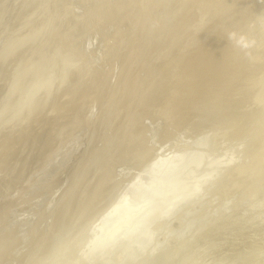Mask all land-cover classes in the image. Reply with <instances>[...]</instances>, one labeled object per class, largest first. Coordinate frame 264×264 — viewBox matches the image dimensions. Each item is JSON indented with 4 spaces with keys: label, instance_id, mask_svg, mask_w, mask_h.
<instances>
[{
    "label": "rangeland",
    "instance_id": "1",
    "mask_svg": "<svg viewBox=\"0 0 264 264\" xmlns=\"http://www.w3.org/2000/svg\"><path fill=\"white\" fill-rule=\"evenodd\" d=\"M58 1L59 0H0V85L6 79V77L9 74L15 73L16 70H19V72H21V70H25V68H30V66L32 64L39 63L38 59L41 58V56H42V54H40V52H42L45 49V47H46L45 43L50 38L49 37L50 34H53V31H50V26L53 30L54 24H58V25H56V27L58 26V28L54 33L57 35H63V33L66 30L70 29L69 27H71V25H72V27L73 26L75 27L74 30L78 31L76 29V26L78 25V23L81 20H83V22H85V20H86V23H83L81 21L84 25L81 22L79 23L80 25L82 24L84 26V27L82 26V30L86 27L85 28L86 30L84 31L85 33H83V31H82L83 37L81 39V48L83 49L84 47H86L85 50H90L89 47H94L95 49H97L96 52H99V53L101 51V47L99 45V42L101 40V36H103L102 34L105 35V33H106L107 34L106 36H108L109 39L112 41V39L115 37L116 34L123 36L131 30L130 34H132L133 37L135 38L136 19L134 17H132L127 23H125L123 25L121 24L122 26L120 27V29H117V30L115 28V24H114L115 19L114 18L112 19V21L109 20L108 23H105L106 28L104 27L103 30H102V28L101 29H99V28L105 24H103V25L90 24V27H91V25H93V27H91L92 29L89 26H88L89 28L86 26L87 20L90 21L89 18L92 15V11H93V14L95 11V10H93L94 8L92 6H95L94 5L95 3H96V5L97 4L103 5V3L99 4V3H101V1L99 2V0H97V1L96 0H62V2H58ZM110 2H111L110 4H112L111 5L112 7L114 6L115 8H117L118 6L126 7L131 2V0H110ZM59 3H62V8L60 9L59 15H57L56 14V13H58L57 10H59V7L57 6V4H59ZM102 7L100 8V6H99V7H97V9L101 10V9H103ZM97 9H96V11H98ZM96 11H95V13H96ZM262 15H263V18L261 17ZM248 16H250V17H247V16L246 17L251 18V20H248L246 17L244 19L243 18L240 19L242 21H244V20H247V22L250 21V23L247 24V27H246V24H244L246 21H244V23L242 22V26L245 25V27H244L245 29L241 25H239L241 21L238 22L239 24L237 23L239 25V26L237 25L239 28L237 26H235V28H238V29H240V26H241L243 31L241 29L240 30L233 29L235 33L240 31L236 34L241 33V35H242L241 38H240V36L233 34L231 31V33H232L231 35H234L237 38H236V41H235V38L231 39L232 37L229 38V39H231V41L228 40L229 44L227 45V47L232 46L231 49L229 47L230 51L227 49L229 51L228 53L231 54L232 52L233 53L235 52L234 54H231V56L229 55L230 60L232 58H235L234 56H235V54H237L239 56V58L241 56L242 57L247 56V58H243V60L248 59L247 60L248 62L253 61V60H250V57H248V56L251 55L253 58V55H255L257 52H261L262 51L261 49L264 48V47H261L264 45L260 46V44L258 43L259 37L260 38H262V36L264 37V14L263 13L260 14L258 16V18L260 17L259 19L256 18L257 16L256 17H254L252 15H248ZM254 18L256 20H254ZM261 18H262V21H261ZM261 23H262L263 28L260 27ZM233 24H234V22L231 23V25H233ZM87 25H89V24H87ZM228 26H230V25H228ZM248 26H249V28H248ZM259 27H260V29H259ZM246 28H248L249 30ZM114 29L116 30L115 32H113ZM256 29H258L260 33ZM70 30H71V32H73V28ZM76 31H74L73 33H75ZM112 32L114 33L113 36H111ZM70 35L72 36V33ZM143 36L144 35H142V37H141L142 39L141 38L138 39V41L141 43L143 40ZM255 36H257V37H255ZM249 37H251L250 40H249ZM134 38H133V40L130 38L129 42L127 43V44H129V46L126 45L124 47V49L121 51V53L117 57H115L116 60H115V58H114V60H111V63L109 65H111V64L113 65L114 69L116 70V73H115V76H114L113 81L111 83L110 89H108L106 96L103 97L100 101L92 99L88 104H86V106L84 107V109L87 107L85 109V113H84V116H85L84 118L86 119V121L82 124V126H80L81 130L79 129L80 131L77 134H75L72 138L69 139V141L62 147V150L60 151L62 153H60V154L58 153V155H56V158H54V160L51 161V163L54 162V166L56 164L57 167L55 166L56 167L55 168L50 163L51 165H48L49 168L51 167L50 169L45 168L42 170L41 173L38 172L31 179V181L29 183H28L29 180H27L26 177L21 176V179L17 183L16 188L12 192H10L9 194H7L6 196H4L3 198L0 199V264H42V263L43 264H52V263L53 264H59V263L60 264L61 263L62 264L63 263L69 264L70 263L71 264L72 262H73V264H78V263H80V264H89V263L90 264H94V263L100 264L103 262L104 263L108 262V260H109L108 258L110 256H113V255L117 256V254L120 255L122 253L121 252L122 248H123L122 249L123 253H125V255L121 254V256H118L117 258H114V256H113V260L119 259V261L117 260V262L118 263L120 262L121 264L122 263H125V264H135V263L136 264H150L148 262H152L151 264H154L156 262H157L156 264H162V262L160 263V261H158L159 259L161 261H163V264H165L166 261L171 262V263L167 262L168 264H172V263L173 264H229L228 263L229 262V258H228L229 255L228 254L232 253L233 251L229 252L228 249H226V250H224V249L226 248L225 246L227 245L228 241L231 240L230 237L232 235H234L233 233H232V235H229V234L231 232L239 234V232L237 230H235L236 227H237V229L239 228V230H240V228L241 229L243 228L245 230V232L251 231V232H247L250 234H246L248 236H244V237L246 238L247 242L250 240H252L254 242V244H253V242L252 243L250 242V244H252V246L246 245V249L245 250L243 249L245 254L249 255V258L246 256L245 257L241 256L242 257L241 259H243V260H241L240 257L237 260V257H238L237 256L236 257L237 264H257L259 261H261L260 259L264 258V256H263L264 250H262L264 248V246L262 247V244L264 243L263 242V240H264V227H263V230L260 229V232H259V228L257 230L256 228L251 227V228H253V230L255 229L254 232H252V230L251 229L249 230V228H248V227H250L249 221L251 219L252 220H253V218H256L257 220L259 219L258 220L259 222H262V220H264V208L262 205V204H264V199H263L264 196L262 198V195H261V194L264 195V192L261 190L264 187V186H262V184H264V181H263L264 178L261 179L262 176H264L263 175L264 174V167L260 168V170L263 172V174H262L261 171H259V169H258V166H259V164L257 165L258 162L257 163L255 162L256 158L257 159L260 158L259 156H261L260 159L264 160L262 157V156H264L263 149L261 150V151H263V153L258 152V151H256V153H254V151H253L254 154H250L244 150L245 149V142L244 141H243L244 142V144H243V142H241V140L240 141L239 140H226V135H224L223 137L221 136V138H220L221 140L219 141L217 148H215L216 152L214 151V148L211 151L212 146L209 143L211 138L206 136L209 134V132H208V134H205V132H204V134H202V135H197L200 137L194 136V137L190 138L189 135L193 134L192 131L194 129L189 128L190 127L189 122H187L188 123V125H187L184 123L185 121H183L184 119H187V118L189 120L191 119V117H189L188 114L187 115L184 114L185 117L188 116L186 118L182 115L183 120L182 119L180 120V121H182L180 123L184 124V125L180 124V126H183L182 129H180L179 125L178 126L175 125L180 130L177 129L174 131H179V134H178V132H175L176 134L173 132V135H170L171 132L173 131V129H176V128H174L173 125H174L175 119L178 117L177 113L179 114V112H178L177 108L175 109V107L177 105H176L174 98H173V100H171L172 102L170 101V103H169L171 105V107L169 106V104H165L162 106L161 105L162 101L160 102V100H162V99H160L162 96L158 98V95H156V92H158L157 87H159V85L162 82H170L172 80L174 81V79H173L174 77L173 78H171V77L164 78V80L161 81L163 79L164 73H163V70L160 69V64L158 63L159 60H157L158 61L157 62L156 57H155L156 54L159 57V51L157 50V49H159L158 48L159 42L157 43V41H159V39H158L159 35L157 37L158 40H154V41L150 40L148 37H144L145 42L147 41L146 44L148 43V41H150L151 45L150 44L146 45L145 42L143 41L144 42L143 45H140V46H139V42H137L138 47H137V44L134 45ZM256 38H257V40H256ZM71 39L72 38H70V41H71ZM237 39H238V41H241V42H238V44H240L241 47L238 44H235V43H237ZM68 41H69V39H68ZM151 41L153 42V44ZM252 43H253V45H252ZM242 44H244V46ZM250 44H251L252 48L250 47ZM145 45H146L147 49L146 50L144 49L145 50L144 51L143 47L145 48ZM245 45H246V47H245ZM140 47H141V49H140ZM148 47H150V48H148ZM253 47H254V50H253ZM152 48H155V50ZM234 48H236V49H234ZM130 49H134L137 51L140 50L139 53H142L141 50H143L144 51L142 53L143 56H148V57L145 58L141 54H139L137 51L136 52L133 51L134 52L133 54H135V55L137 54L136 55L137 57L135 55H133L136 57V59H135V57H133L134 60L132 59L133 62L131 61V63H134V64L137 63V64L133 65V67L130 66L129 68H131V69H129V70H130V72L132 70V72L131 73L127 72V73L130 74V75L128 74V76H132L133 78L135 77V79L133 80V78L131 79V77L128 78V76H125L127 79V82H126L124 75L122 74L123 75L122 76L121 74H118V72H119L118 70L121 68L120 65L124 59V56L127 55L125 53H127ZM150 49H152L151 52H149ZM246 49H249V50H246ZM156 50L158 51L157 53H156ZM44 52H45V50H44ZM238 52L242 53V54L239 55ZM245 52L247 53L246 55L244 54ZM148 53L149 54L151 53L150 54L151 55L150 60L154 59V61L150 62ZM152 53L153 54L155 53V55L152 56ZM86 54H87L88 58L94 62V64L98 67V69L102 70L101 68H103L105 66V64L101 65V61H104L103 60L104 55H105L104 49L102 52V56L99 54L100 59H98V60L94 59L91 54H89V53H86ZM237 55H236V58H237ZM96 56H98V54H96ZM229 56L227 55L226 57H229ZM236 58H235V60L241 59V58L240 59H238V58L236 59ZM144 59H146L148 63L145 62L146 60H144ZM157 59H159V58H157ZM230 60H228L229 62L227 61L226 63H229V69L230 68L233 69V67H230V64H231V66L236 67V69H233L234 72H235V70H237L238 65H241V64L244 65L242 59L240 61H236V63L238 62V65H232V64H235L233 62L235 60H231V61ZM140 61L143 62V64H141ZM225 61L222 62V65H223V63H225ZM144 62H145V64H144ZM239 62H241V64H239ZM131 63H129V65H131ZM139 63H140V66H139ZM153 63L156 65L155 68H159L162 75H163L162 76V75H160L161 74L160 72H157L159 69H156V72L154 71L158 77L156 84H154L155 83L154 80L156 79V75H154V72L153 73L150 72V71H152L151 70L152 68L150 69V65H154ZM226 63H225V65H226ZM157 64H159V65H157ZM107 66H108V64H107ZM107 66H105V67H107ZM136 66H137V68H136ZM151 67H153V66H151ZM224 67H226V66H224ZM133 68H134V71H133ZM218 69H222V68L219 67ZM225 69L227 70V67ZM153 70H155V69H153ZM149 73H151V74H149ZM157 73L160 76H158ZM132 74H134L135 76ZM233 74H236V73H233ZM117 75H120V78ZM152 75L155 76V79L152 78L153 81L149 80V77L150 78L153 77ZM236 75H234V76L236 77ZM121 76L123 77L122 80L124 79L123 81L128 83V85L123 83L126 85V87L122 90H121V88H123L125 85H123L122 87L120 85L121 88L120 89L118 88V91L116 93L118 96L115 94V96H113V98L110 99L111 95H113V90H114L113 85L116 81H119L121 79ZM136 76L139 79L137 78V80H136ZM116 77H118L119 79ZM140 79H141V81L144 80L143 81L144 83L140 82ZM146 79L148 80V82L151 81L155 87H153L152 83H150V82L148 83L147 81H145ZM128 80H129V82H128ZM179 80H180V82H178V79L175 82L178 87L176 86V84H175V86H174V84L170 86V89L173 87L172 88L173 90L171 89L173 94L177 93V92H175V90L180 91V86H182V84L184 83L183 80H182V82H181V79H179ZM138 81L140 82L139 83L140 86L137 85ZM160 81H161V83H160ZM119 82H116L115 84L118 83V85H119ZM132 83H134L135 85ZM142 83H143V85L145 84L144 86H146V87H148L146 84H149L150 87H148V88H150V90L147 89L146 87H144L142 85ZM157 83L159 85H157ZM4 85H5V83H2V86H4ZM129 85H134V87L135 88L137 87L139 90L137 88L135 89L133 86L132 87L130 86V87L134 88V89H130ZM162 85L163 84H161L160 86H162ZM142 86H143V88H142ZM127 87H129V89H130L129 92L128 91L123 92V91H125V89ZM139 87H141V88H139ZM176 87L178 90L176 89ZM183 87H184V84L181 87V89ZM153 88H154V91H151ZM144 89L147 91L149 90L148 95H150V96L152 95V98L155 97V99H152V98L150 99L148 97L147 98L148 100H147L146 97H143L142 101H141L140 97L143 96L142 93L143 92L146 93ZM133 90L135 92H133ZM140 90H141L140 93L142 95L139 93ZM171 90H170V92H171ZM119 91H120V95L122 94L121 92H123V94H122L123 97L124 96L128 97L129 96L128 93H130L131 94L130 96L132 98L135 95H138V93H139L140 95L135 96V98L137 99V97H138V99H140V100L137 101L138 99L137 100L133 99L134 100V102H133V100L129 99L130 102H126L128 100H125V99H128L130 97H128V98L124 97L125 99H123V101H122V95L121 96L119 95ZM151 92H153V94H151ZM125 93L127 95H125ZM132 94H135V95L132 96ZM173 94H172V96H173ZM153 95H154V97H153ZM168 95H171V94H168ZM144 96H146V95L144 94ZM156 97L158 99H156ZM163 97H165L164 94H163ZM115 99H116V102L114 103ZM143 99H146V100H143ZM150 100H153V101L151 102ZM155 100L159 101V102H156ZM109 101H111V102H109ZM145 101L151 102V103H149L150 106H152L151 104L154 101H155V103H157V105L156 104L154 105V103H153V106H156V107L152 106L150 108L149 107H147V108L152 109V110H150L152 113L153 112H159V113L161 112L160 116L162 118H160V116H159L160 119H158V120H160V122H161V120L164 121L166 118L167 119L164 122L162 121L161 123H163V124L160 126H158L159 124H161L160 122H157L158 124L156 123L157 126L155 124H154V126L152 125L153 126V129H152L153 132L150 131L149 127H147L145 129V132L143 135H145V136L147 135L146 136L147 139L145 136H143V137H145V139L142 137V140H141L142 142L141 141L140 142L144 143V144L140 143V145L143 147L140 146V149H138L139 146L137 148L135 146V148H134L133 142L135 140L134 136H136L135 132L137 130V127H140L139 126L140 122H141L140 120H142L140 118L144 117V116L140 117V113H141V115H145V113H143V111L144 112L147 111V108L145 106L146 105L149 106V104H147L148 102H145ZM135 105H138L137 107L138 108L140 107V108L138 109ZM173 105H174V109L176 110V112L173 109ZM159 106L161 109L158 110L157 107H159ZM99 107H101V108H99ZM135 107L137 108V110ZM169 107L172 109H169ZM133 108H135V109H133ZM141 109H143V110H141ZM164 109H165V111H164ZM167 109H169L171 111L174 110V111L171 114V111H169V110L167 111ZM96 111H97V113H96ZM127 111H129L130 113L128 112L129 113L128 114ZM179 111H180V109H179ZM168 112L170 113L169 115H171L172 117L168 116ZM180 114H182V111H180ZM129 115H131V116H129ZM191 115L193 116L192 113H190V116ZM126 116H128V117H126ZM138 117H140V118H138ZM192 118L193 119L190 120L191 122H192V120L194 121L195 115ZM90 120H91V124L89 122ZM137 121H140V122H137ZM88 122H89V125H87ZM92 122L94 123V125H92L93 124ZM122 122H123V124H122ZM136 122L139 123V125ZM171 122H173V125ZM130 123L132 125H135V126L137 125V127L134 126L135 127L134 128L132 125H130ZM168 124H171L170 126H173V127L171 128L169 126L168 131H171V132L166 134L164 131V128ZM163 125H164V127H163ZM152 126H150V127L152 128ZM155 126H156V128H155ZM161 126H162V128H160ZM157 127L159 129L158 131H156ZM183 129H185L186 131L191 132V133H188ZM127 130H128V132H127ZM148 131L150 132V134ZM159 131H160V133H159L160 135L158 134V136H157V133ZM151 133L152 134L155 133L156 135L153 136ZM162 133H164V135ZM194 133H197V131ZM130 134H132L131 137H130ZM161 134H162V136H161ZM186 134H188V135H186ZM168 135L170 137H168ZM180 135H182V136H180ZM210 135H211V133L209 134V136ZM153 138L156 140L154 141ZM198 138H200L202 140H200ZM205 138L207 140H205ZM186 139H188V140H186ZM208 139H210V140H208ZM143 140H144V142H143ZM203 140H205V143L207 142V145L202 143ZM130 141L132 142L131 144H133V146L131 144H130L131 146L128 145L130 143ZM157 141H159V143ZM198 142H200V143H198ZM115 143H116L117 150L114 151ZM119 143L122 144V145L120 144L122 147H117V145ZM148 143H150V145ZM151 143H154V144L158 143V145L156 144L155 145L156 147H155L154 144H151ZM109 144H111V145H109ZM147 144H148V147H147ZM109 146H112V147L110 148ZM124 146H125V150L122 149ZM129 146L133 147V148H130ZM184 146H188V148L193 147V148H189L190 151H189L188 155H187L188 148L187 147L185 148ZM158 147H160V148H158ZM161 147H162V150H165V152H168V153L164 154V151L163 152L161 151ZM106 148H107V151L105 150V152H104V149H106ZM148 148H149V150L151 149L152 151L151 150L148 151ZM179 148H181L182 150L181 149L178 150ZM110 149H111V151L113 149V152H111ZM144 149H145V151H144ZM159 149H160V151H159ZM169 149H171L170 151L172 153H170ZM172 149L175 152H173ZM121 150H123V151H121ZM126 150L128 151V154H127ZM131 150L134 152L135 155L133 154V152ZM157 150L159 152H162L163 156L165 155L166 157H167L166 154H168V155H169V153L171 155L173 153L178 154V151H179L180 157L178 154V159H176V160H178V162L176 160H174L175 158H177L176 155H172V156L170 155L169 160L163 159V161L164 162L166 161L170 164V162L172 161V159H170V158L173 157V161H176L174 163L175 164L178 163L180 166L179 160H180V158H182L184 156V159L181 160V165H182V166H180L181 168H179V170H178V166L176 168L175 167L176 165L175 166L172 165V164H174L173 161L171 162L172 164H170V165L168 164V167H166L167 163L165 162V164H166L165 165L164 162L161 160L165 156L161 157V155L158 154L159 152ZM243 150H244V153H243ZM120 151L122 153H120ZM129 151L132 154L131 153L129 154ZM136 151H137V153H136ZM139 151H141V153ZM142 151L144 153L146 151L147 152L144 154ZM107 152H111L112 155H111V153H107ZM183 152H186V155H187L186 157H188L187 159H189V160H185L186 157H185V153H183ZM257 153H260V154H257ZM103 154H104V156H103ZM105 154H107V155H105ZM121 154L123 156H121ZM182 154H183V156L181 157ZM256 154H257V156H256ZM146 155H148V156H146ZM251 155L256 156V158L255 157L253 158ZM111 156L112 157L114 156L113 158H116V159L115 160L112 159ZM133 156H134V158H133ZM136 156H137V158H136ZM143 156H144V159L141 158ZM106 157H110V158L107 159ZM124 157H126V158L124 159ZM128 157H129L130 162L132 164L130 162H128L129 161V159H127ZM160 157H161V159H160ZM189 157H191V158H189ZM193 157L194 158L197 157L194 160L198 159V160L194 161V163L192 161H190ZM103 158H106V159H104L103 164H102ZM120 158L124 159V160L122 159L123 161H125L124 164H121ZM98 159L101 161L99 165H97L99 163ZM139 159L140 160L142 159V160L140 161ZM158 159H159V161H157ZM252 159H255V160H252ZM108 160H111V162H113V164L111 162H109ZM136 160H137V163H136ZM105 161L109 162L110 166H108V163H106ZM114 161L117 162L118 165H116L114 163ZM183 161H185V162H183ZM158 162H160L161 166L160 167L158 166L157 168H155L154 166H157ZM162 162H163V165H165L164 167L168 168L166 172L170 171V169H171V172L164 173V172L160 171V169L161 170L166 169L162 166ZM227 162H229V165L231 162L232 165L242 164L245 166H249V169L247 167L248 171L246 172V173L249 172L248 174H246V175H248V177L250 176L249 174L254 176L255 174L251 171L255 172V170L257 169L256 172L261 173V175L259 174L260 175L259 177H261L260 180H261V182L263 181V183H261L260 180H258V181H259V183H261V185L256 182L255 178L258 177V174H257V176L255 175L254 177H251V176L250 177L253 178L251 180L255 179V183L257 185L258 184L260 185L259 188L258 187L255 188L256 184L251 182V180L249 178L248 179L250 180V183H249V181L242 183L243 179L239 178L241 181L240 182L241 185L237 186L239 184V182H238L239 179L236 178L234 180L238 179L236 181L238 184H236V186L235 185L234 186H235V188L240 187L239 189L235 190L233 188L234 191H232L231 188L234 186H232L233 181H232V183L230 181L229 184L232 187L231 188H230V186H227V187L230 188L231 191L230 190H229V192L225 191L226 194H224L225 193L224 192V193L219 195L216 191H213V190L211 191V188L214 185L212 182L214 180L213 178L215 177L217 179L221 175L220 172L223 173V171H225L227 169L226 168V166H228V165H226ZM234 162H235V164H234ZM253 162L256 164H254ZM261 162H263V161H261ZM261 162H260V164H261ZM156 163H157V165H156ZM106 164H107V166H106ZM252 164H254L255 167ZM112 165H113V167H112ZM126 165L130 168L129 169L126 168L125 167ZM131 165H133V166H131ZM134 165H136L137 168H135L136 166H134ZM263 165H264V163H263ZM139 166H141L140 169H138ZM109 167L111 168V170H113V168L115 170H118V171H116V173L118 172L117 173L118 175L120 174L121 170L122 169L123 170H122L121 174L116 178L117 182H118V183L116 182L117 185L114 182V187L112 185L113 188L111 186H109L108 188H106L102 192L99 189H100V187L103 186V184L106 183L104 174H106V170H107V172L110 170V169H106ZM119 167H121V169ZM223 167H224V169H223ZM250 167L253 168V170ZM150 168H153V170ZM172 168H176L177 169L176 171H178V173H175L176 171L173 172ZM131 169L135 172L134 173L132 171L134 173V174L132 173L133 175L130 172ZM136 169H137V171H135ZM157 169H159L158 172L160 171L161 174L163 173L165 175H163V174L160 175V173L157 172ZM115 170H113L112 172H115ZM124 171H128L129 174H128V172H124ZM154 171H156L157 173H155ZM153 172L155 175L153 174ZM122 173H125V175ZM130 175H131V177L129 178ZM217 175H218V177H217ZM119 177L121 179H119ZM259 177H258V179H259ZM102 178H104V179H102ZM208 178L211 180V182L209 181ZM246 179H247V177H246ZM101 180H102V182H101ZM122 180H123V182H122ZM125 180H127V181L125 184H123L125 182ZM98 181H99V183H98ZM172 181H175V182L172 183ZM208 181H209V184L207 183ZM141 183L145 186H143ZM118 184H120V185H118ZM242 184H243V186H242ZM245 187H246V189H245ZM138 188H140L139 191L137 190ZM208 189H209V191H208ZM95 190H96V192L94 193ZM226 190H228V189H226ZM238 190H240V192H238ZM259 191H261V192H259ZM97 192H99V193H97ZM113 192H115V193H113ZM255 192L261 193V194H259L261 197L257 193H256L257 194V196H256ZM92 193H93V196H92ZM227 193H228V196H227ZM210 194H212V196ZM223 194H224V197L221 198V201H220V197H222ZM192 196H193V198H192ZM255 196L257 198H259V197L261 198V199L259 198L260 201H257V198H256L257 202L254 203V204H256V207L253 204V202H255V200H254ZM209 197H210V201L212 200L211 203L208 199ZM252 198H253V200H252ZM187 199H190L191 201L190 200L187 201ZM89 200H90V202H89ZM184 201L188 202L189 204H187L185 206L186 203ZM94 202L98 205H96V204H95L96 206L93 205ZM182 202H183V204H182ZM215 202L217 204H215ZM218 202H220V203H218ZM259 202L262 204H260ZM89 203H90V205H89ZM112 203H114V204H112ZM212 203H214V204H212ZM181 204H182V206H185L186 208L185 207L182 208ZM208 204H211V205H208ZM225 204L227 205L228 208H224L226 206ZM258 204L261 205L262 207L257 206ZM155 205H158V206H155ZM215 205H217V206H215ZM242 205H244V206H242ZM90 206L91 207L95 206V207H94V209H93V207L91 209ZM110 206L112 208H110ZM154 206L156 208L159 207L158 213H160V214L155 212V215L158 214L156 218L153 217V215L151 217H149L148 214H145L149 218L144 217L145 219L144 218L141 219V217L145 216V215H143L145 212H149V209L150 210H152L153 208L155 209ZM210 206H211V208H210ZM218 206H220V207L218 208ZM97 207H98V209H95ZM151 207H152V209H151ZM103 208L105 210H103ZM160 208H161L162 212H160L161 211ZM206 208H207V210H206ZM221 208H223V209H221ZM232 208H234L233 211H232ZM209 209H210V211H209ZM216 209H218V211ZM219 209H220V211H219ZM224 209H226V210H224ZM95 210H96V212H95ZM108 210H110L112 212H110ZM155 210H157V209H155ZM97 211L99 213L101 211H103L104 213L102 212L98 215ZM106 211H107V213H105ZM154 211H152V213L150 211L149 213L154 214L153 213ZM87 212H89V214H87ZM201 212H202V215H201ZM220 212H221V214H220ZM261 212H263V213H261ZM223 213H224V216L222 215ZM236 214H238V215H236ZM258 214H259V216H257ZM84 215L86 216L85 218H84ZM159 215L163 219V221H162V219L161 220L159 219L160 222H157L155 220L158 218ZM197 215H198V217H197ZM204 215H205V217H204ZM225 216H226V218H225ZM76 217H77V219H76ZM152 217L154 218V220H151ZM230 217L232 218V222L236 220L235 223L233 222L236 225V227L234 224L231 227H229V228H232L234 226L233 230H231L227 227L228 225H230L232 223ZM243 217H245V218H243ZM249 217L251 219H249ZM72 218H73V220H75L76 223L80 219H83V220H80L76 224L72 220ZM199 218H201V219H199ZM204 218L207 221L209 218H211V219H209V221L207 222L205 220H202ZM237 218H239V219H237ZM219 219L221 222L219 221ZM247 219H249V221L246 224ZM256 219H254V220H256ZM104 220H105V222H104ZM199 220H201V221L199 222ZM212 220H213V222H212ZM226 220L229 221L228 223H230V224H228ZM237 220H238V222H237ZM240 220H243L244 222L246 220L245 224H246V227L248 226L247 227L248 230H246L247 228H244V226H245L244 224L242 225V223H244V222L239 223ZM143 221H145V222H143ZM147 221H148V223H147ZM150 221L152 223H150ZM153 221L155 222V224H153L154 223ZM196 221H197V223H196ZM202 221H204V222H202ZM65 222H66V224H65ZM71 222H72V224L75 223L74 225L78 226L77 231L74 230V228H76V227L75 226L72 227ZM156 222L158 225H159V223H161L160 224L161 226L160 225L156 226ZM198 223L200 225L203 223L204 225L203 224L202 225L204 227L200 226ZM236 223L237 224L239 223V225H237ZM262 223H264V221ZM68 225H70L73 228V231L71 228L68 227ZM60 226H61V228H60ZM96 226H97V228H96ZM191 227H192V229H191ZM213 227H215V228H213ZM224 227L227 228L228 230H231V231H229L230 233H228V231ZM201 228H202V230H201ZM208 228H209V230H208ZM69 229H71V230L69 231ZM198 229L201 231H199ZM61 230H62V232H61ZM203 230L205 231V233ZM185 231H186V233H185ZM190 231H191V233H190ZM221 232H222V235H221ZM240 232H242L241 234L243 236L244 231L240 230ZM255 232H257V234H255ZM200 233H202V234H200ZM214 233H215V236H213ZM182 235H184V236H182ZM209 235H210V237H208ZM178 236H180V237H178ZM254 236H255V238H254ZM135 237L136 238L138 237L139 239H135ZM184 237H185V239H184ZM219 237H220V240L218 239ZM258 237H260V239L262 241L259 240ZM196 238H197V240H195ZM253 238L255 241L253 240ZM57 239H59V241ZM138 240H140V241H138ZM256 240L257 241L259 240V241L257 242ZM55 242L59 243V245L60 244L61 245L56 246L58 244H56ZM255 242H257L256 243L257 245L255 244ZM124 243H125V245H124ZM126 244H129V246L131 245L130 246L131 249L130 248L125 249L123 246L129 247ZM48 245H50V246L48 247ZM121 245H122V247H121ZM211 245H213V246H211ZM55 246H56V248L58 247L57 250H56ZM243 246L240 245V248H238V251H241L239 249H241V247H243ZM257 246L261 247L262 249L260 248V250H259V248H258V251H257ZM51 248H52V250H51ZM63 248H64V250H62ZM134 248H136V249H134ZM150 248H152V250H149L150 253L148 252L149 253L148 254L147 250ZM66 249H70L69 250L70 254L67 255V253L69 251L66 254L63 253V251H65ZM118 249H120L119 251L121 253L117 252ZM141 249H143L144 251H142ZM156 249H159V250H156ZM220 249H222L221 252L223 255L219 254ZM124 250H126V251H124ZM128 250H130L131 252H134V253L131 254V252H130V254H129ZM145 250H146L147 256H146V254H144ZM153 250H154V252H153ZM214 250L218 253H216ZM59 251H61V252H59ZM136 251H138V252H136ZM139 251H140V253L142 251V253L144 255L143 254L139 255L140 254ZM159 251H160V253H159ZM56 252H58L59 254H57L55 256ZM152 252L154 253L153 255L151 254ZM155 252L158 253L157 256H156ZM224 252L226 254L228 253L226 255L227 257L224 255L225 254ZM60 253H61V255L62 254L66 255L65 256L66 258L63 256V259H62V257L60 256ZM126 253L128 254V256L126 255ZM135 253H137L138 256ZM257 253L258 254L261 253L260 256H263L262 258H258L259 260L256 258L259 256V255H257ZM73 255H74V257H73ZM84 255H86L89 258L91 257L92 259L91 258L88 259L87 257L83 259ZM100 255H102V256H100ZM142 255H143V257L145 256L144 259H143V257H141ZM149 255H152V256L149 257ZM57 256H60V257H57ZM97 256L102 257V258L99 259ZM103 256H106V257H103ZM154 256H155V258H154ZM125 257H127V258H125ZM151 257L153 259H151ZM54 258H56L57 261H60V262L56 263V261H55L56 259H54ZM105 258L107 259V261ZM139 258H140V260H139ZM227 258H228V260H227ZM252 258H254V259H252ZM71 259L73 261L70 262ZM97 259L100 260V263L97 261ZM133 259H135V260H133ZM141 259L146 260V261H143ZM246 259H248V260H246ZM83 260H85V263ZM88 260H90V262ZM111 260H112V258L110 257L109 264L117 263L116 261H113V260L111 261ZM129 260L130 261L133 260L132 263L131 262L129 263L128 262ZM136 260L138 262H136ZM225 260L228 262H226ZM76 261H78V262L76 263ZM261 262L259 264H264ZM263 262H264V260H263Z\"/></svg>",
    "mask_w": 264,
    "mask_h": 264
},
{
    "label": "bare ground",
    "instance_id": "2",
    "mask_svg": "<svg viewBox=\"0 0 264 264\" xmlns=\"http://www.w3.org/2000/svg\"><path fill=\"white\" fill-rule=\"evenodd\" d=\"M100 1H101V3H99V4L103 3V5H98V4L96 5V3L94 2L95 6H92L94 8L93 10L96 11L97 7H99V6H100V8L103 6L102 7L103 9H101V10L97 9L98 11H96V13L94 11V14H93V11H92V15L89 18L90 21L87 20V24H89V25L86 24V26L90 27V24L103 25L105 23H108L109 20L112 21V19L114 18L115 19L114 24H115V28L117 30V29H120V27L123 24L127 23L132 17H134L136 19L135 38L133 37L132 34H130L131 30L127 34H125L123 36H121L119 34H116L115 37L112 39V41L109 39L108 36H106L107 35L106 33H105V35L102 34L103 36H101V40L99 42V45L101 47V51L99 53V52H96L97 49H95L94 47H89L88 45L87 46L89 47L90 50H85L86 47H84L83 49L81 48V39L83 37L82 31H83V33H85L84 31L86 30L85 29L86 27L82 30V26L84 25L83 23H86V20H85V22H83V20H81L83 23L80 21L83 25L82 24L80 25L79 24L80 22L78 23V25H77L78 27L76 26V29L78 31L74 30L75 27L74 26L72 27V25H71V27L73 28V32L76 31L77 33L76 32L75 33L71 32L70 29H72V28L69 27L70 29L68 28L69 30H66L63 33V35H57V34L54 33L57 30V28H58V26L56 27V25H58V24H54L53 30H52V28L50 26V31H53V34H50V36H49L50 38L48 37L49 39L45 43V45H46V47L44 49L45 52H44V50L42 52H40V54H42V56H41V58L38 59L39 63H34V64H32L30 66V68H25V70H21V72H19V70H16L15 73L9 74L6 77V79L2 82V83H5L4 86H2V83H1V85H0V199L3 198L4 196H6L7 194H9L10 192H12L16 188L17 183L21 179V176L26 177L27 180H29L28 181V183H29L31 181V179L38 172L41 173L42 170L45 169V168L46 169L47 168L50 169L51 167L49 168L48 165L52 164L54 166V162L51 163V161L54 160V158H56V155H58V153L59 154L62 153V152H60L62 150V147L69 141L70 138H72L75 134H77L81 130L80 126H82V124L86 121V119L84 118L85 117L84 116L85 109L87 108L86 107L84 109L86 104H88L92 99L100 101L103 97L106 96V93H107L108 89H110L111 83H112L113 78H114L115 73H116V70L114 69L113 65L112 64L109 65L111 63V60H114V58L117 57L121 53V51L124 49V47L126 45L129 46V44H127V43L129 42L130 38L132 40L134 38V45H136L137 42H139L138 39L141 38L142 35H144L143 36V40H142V43L139 42V46L143 45V43L145 42L144 37H148L152 41L159 39V41H157V43L159 42V45H158L159 49H157L159 51V57H158L157 54H156L157 55L156 56L155 53L154 54L152 53V56L155 55L156 61L159 60V62L158 61L157 62L160 64V69L163 70L164 76L162 75V73H161L159 68H155L156 65L154 63L153 64L155 66L149 64L150 65V69L152 68L151 69L152 71H150V72L153 73L154 71L156 72V69H159L157 72H160L161 73L160 75L163 76V79L161 81H163L164 78H168V77L173 78L174 77L173 78L174 81L172 80L173 82L170 81V82H162L161 83V81H160V83L163 84V85L160 86L161 84L159 85L158 84L159 82H158L157 85H159V87L156 86L157 89H158L157 90L158 92H156V95H158V98L161 97V96L163 97V94L165 95V97H163V98L161 97L160 98V99H162V100H160V102L162 101L161 105L163 106L165 104H169L170 101L173 100V98H174V100L176 102V105H177L175 107V109L177 108V110L179 112V114L177 113L178 117L176 116L177 118L175 119V121L173 120L174 121V125H173V122H171L172 125L174 126V128H176V129H173L172 132L168 131L169 126L171 124H168L167 126L165 125L166 127L164 128V131H165L166 134H168L170 132H171L170 135H173V132L174 133L178 132V134H179V131H174V130L182 129L183 126H180V124L184 125L183 123H180V122H182V121H180L182 119V115L184 116V114H186V115L188 114V116L191 117V119H193L192 117H194V115H195V119H194V121L192 120V122L190 121L191 119L189 120L188 118L184 119V120L182 119L183 121H185L184 123L187 124V125H188L187 122H189V125H190L189 128L194 129L192 131L193 134L189 135V136H190V138H192V137L197 136V135H202V134H204V132H205V134H208V132H209V134L211 133L210 136H209V134L206 135L207 137L211 138V140L208 139V140H210V142L209 141L208 142L212 146L211 151H212L213 148H214V151H215V148H217V145H218L219 141L221 140L220 139L221 136L223 137L224 135H226V140H239V141L241 140V142L244 141L245 142V149L244 150L246 152L250 153V154H254V153H256V151L263 153V151H264V52H263L264 50L263 49L264 48L261 49L262 50L261 52H257L255 55H253V58H252L251 55L248 56V57H250V60H253V61L249 60L250 62H248L247 61L248 59H246V60L244 59L243 60V58H247V56L246 57H242L241 56L240 58L242 59L244 65L241 64L242 61L239 62V64H241L243 67L241 65H238V62L236 63V61H240L241 59L239 58V56L237 54H235L234 57L236 58V55H237V58L240 59V60H235V58L231 59V60H235V61H233L235 64H232V65H238L237 66V70H235V72L233 71V69H236V67L231 66V64H230V67H233V69L232 68L229 69V63H226V62L228 60H230L229 58H230L231 54L235 53V52L234 53L230 52L231 54L228 53L230 51L229 50L230 46L227 47V45L229 44L228 40L231 41V39L235 38V41H236L237 37H235L234 35H231V34L232 33L236 34V33L240 32V31H238V32L235 33L233 29L237 30L239 28L238 27L239 25L242 26V22L243 23H244V21L247 22V20L242 21L240 19L241 18L244 19L246 16L250 17L248 15H252L254 17L257 16L256 18L259 19L260 17L258 18V16L260 14H262V13L264 14V0H131V2L126 7L118 6L117 8H115L114 6L113 7L111 6L112 4H110L111 3L110 0H103V1L99 0V2ZM58 2H62V0H59ZM57 6L59 7V10H57L58 13H56V14L59 15L60 9L62 8V3L57 4ZM261 17L263 18V15ZM262 18H261V21H262ZM247 19L251 20V18H247ZM254 20H256V19L254 18ZM232 22H234L233 25H231ZM238 22H240V24ZM246 22L244 24H246V27H247V24L250 23V21L247 22V23ZM228 25H230V26H228ZM260 25H261L260 27H262V23ZM235 26H237L238 28H235ZM241 26H240V29L243 31L242 27L244 28L245 25H243L242 27ZM91 27H93V25H91ZM104 27L106 28V24L103 25L102 27H100L99 29L102 28V30H103ZM260 27H259V29H260ZM248 28H249V26H248ZM248 28H246V29H248ZM240 29H238V30H240ZM116 30L114 29L113 32H115ZM256 30H258V29H256ZM231 31H232V33H231ZM113 32H112L111 36L114 35ZM258 32H259V30H258ZM71 33H72V36L70 35ZM239 34H236V35L240 36V38H241L242 35H241V33H239ZM158 35H159V38L157 39ZM255 37H257V36H255ZM70 38H72L71 41H70ZM229 38H231V39H229ZM250 38L251 37H249V40H250ZM68 39H69V41H68ZM256 40H257V38H256ZM146 42H145V44H146ZM238 42H241V41H238V39H237V43H235V44H238ZM253 43H252V45H253ZM258 43L260 44V46L264 45V37L263 36H262V38L259 37ZM148 44L151 45L150 41H148V43L146 45H148ZM152 44H153V42H152ZM146 45H145V48L143 47V50L147 49ZM238 45L240 46V44H238ZM242 45L244 46V44H242ZM246 45H245V47H246ZM137 47H138V44H137ZM141 47H140V49H141ZM231 47H230V49H231ZM250 47H251V44H250ZM261 47H264V46H261ZM148 48H150V47H148ZM103 49L105 51V55H104V59H103L104 61H101V65L105 64V66H107V64H108V66L107 67L104 66L103 68H101L102 70H99L98 67L94 64V62L88 58L86 53L91 54L94 59L98 60V59H100L99 54L102 56ZM152 49L155 50V48H152ZM152 49H150L149 52H151ZM234 49H236V48H234ZM143 50H141L142 53L145 51V50L144 51ZM157 50H156V53L158 52ZM246 50H249V49H246ZM253 50H254V47H253ZM133 51L136 52L137 50L130 49L127 53H125L127 55L124 56V59H123L121 65H120L121 68L118 70L119 71L118 74H121V75L123 74L126 82H127V79H126L125 76H128L129 73H127V72H130L129 69H131L129 67L130 66L133 67V65L137 64V63L136 64L131 63L133 57H135L137 55V54L136 55L133 54L134 53ZM137 52L139 53L140 50L137 51ZM142 53H139V54H141L143 56ZM96 54H98V56H96ZM150 54H149V60H150V56H151ZM240 54H242V53H239V55ZM244 54L246 55L247 53L245 52ZM133 55H135V56H133ZM227 55L228 56L230 55V56L226 57ZM136 57H135V59H136ZM143 57L146 58L148 56H143ZM157 58H159V59H157ZM115 60H116V58H115ZM144 60H146V59H144ZM151 61H154V59L150 60V62ZM223 61H225V63H226V65H225V63H223V65L227 67V70L225 69L226 67H224L222 65ZM145 62H147V60ZM145 62H144V64H145ZM129 63H131V65H129ZM140 63L143 64V62H141V61H140ZM140 63H139V66H140ZM159 64H157V65H159ZM151 66H153V67H151ZM219 67L222 68L224 71L222 69H218ZM136 68H137V66H136ZM153 69H155V70H153ZM133 71H134V68H133ZM131 72H132V70H131ZM155 72H154V75H156ZM233 73H236L238 76L236 74H233ZM149 74H151V73H149ZM132 75H134V74H132ZM154 75H152L153 77H151V78L149 77V80L153 81V79H155ZM160 75L158 74V76H160ZM234 75H236V77ZM117 76H119V78H120V75H117ZM122 76H121V79H120L122 82L120 80H119L120 82L116 81V82H119V85H118V83L115 84L116 82L114 83V85H113V89H114L113 90V95H111L110 99H112L113 96H115V94L118 91V88L120 89L125 84L128 85V83L123 81L124 79L122 80V78H123ZM129 77H131V79L133 78L132 76H128V78ZM116 78H118V77H116ZM137 78L138 77L136 76V80H137ZM134 79H135V77L133 78V80ZM157 79H158V77L156 75V79L154 80V82H155L154 84H156ZM177 79H178V82H180L179 79H181V82L183 80L184 87L181 89L183 84H182V86L179 85L180 86V91H176L175 90V92H177V93L173 94V92H172V90H173L172 88L173 87L171 88L172 89L171 90L170 86L173 85V84L175 86V84H176L175 82L177 81ZM143 81H141V79H140V82H143ZM145 81L148 82L147 79ZM151 81H149V82L152 83ZM128 82H129V80H128ZM140 82L139 81H138V83L136 82L137 85H139ZM123 83H125V84H123ZM134 83H132V84H134ZM143 83H142V85H143ZM154 84H153V87H155ZM120 85H121V87H120ZM126 85L123 88H121V90L124 89L126 87ZM134 85H129V87L130 86L134 87ZM146 85L148 87H150L149 84H146ZM143 86H142V88H143ZM176 86H177V84H176ZM129 87H127L125 89V91H123V92H126V91L129 92L130 89H134L135 88V87L134 88L130 87V89H129ZM144 87H146V86H144ZM148 87H146V88L150 90V88H148ZM177 87H176V89H177ZM139 88H141V87H139ZM170 90H171V92H170ZM120 91H119V95H120ZM148 91L145 90L146 93H144V92L142 93L143 96L140 97L141 101H142L143 97H146V99L148 97L150 99L152 98V95L151 96L148 95ZM151 91H154V88ZM123 92H121V93L123 94ZM133 92H135V91L133 90ZM140 92H141V90L139 91V93ZM139 93H138V95L132 94V96L133 95L139 96L141 94V93L140 94ZM128 94H129L128 97H130V98H128L127 96L126 97L124 96L125 98H128V99H125L123 97V95H122V101H123V99H125V100H128L126 102H130L129 99H131V100H133V99L135 100L136 99L135 96L132 98L130 96L131 94L130 93H128ZM144 94L146 96H144ZM151 94H153V92H151ZM168 94H171V95H168ZM172 94H173V96H172ZM125 95H127V94L125 93ZM153 97H154V95H153ZM158 98L156 97V99H158ZM137 99H138V97H137ZM140 99H138L137 101H139ZM146 99H143V100H146ZM152 99H155V97L152 98ZM134 100H133V102H134ZM150 101L152 102L153 100H150ZM155 101L153 103H154V105L155 104L157 105V103H155ZM109 102H111V101H109ZM115 102H116V99H115L114 103ZM145 102H148L147 104L151 103L149 101H145ZM156 102H159V101H156ZM153 103L151 104L152 106H153ZM135 106L137 107L138 105H135ZM152 106H150V104H149V106L146 105L145 107L146 108L147 107L150 108ZM169 106L171 107L170 104H169ZM153 107H156V106H153ZM170 107H169V109H172ZM99 108H101V107H99ZM135 108H133V109H135ZM137 108H136V110H137ZM149 108H147V111L145 110L146 112L143 111V113H145V115H141V113H140V117L144 116L143 118L138 117V118L142 119V120H140L141 122L137 121V122H140V125H139V123L136 122L140 127H137V125L135 126V125H132L130 123V125H132L133 127L134 126L137 127V130L135 129L136 132L134 131L135 134H136V136H134L135 140L133 142L134 143V148H135V146H136V148L139 146L138 149H140V146H141L140 143L142 142L141 141L142 137L145 136V135H143L144 132H145V129L147 127H149L150 131L153 132L152 129H153L154 124L157 126V124H158L157 122H160V120H158V119L162 118L160 116L161 112L160 113L159 112H153L152 113L150 111L152 109H149ZM157 108H158V110L161 109L160 106L157 107ZM178 108L180 109V111H182V114H180V111H179ZM165 109H164V111H165ZM169 109H167V111ZM173 109H174V105H173ZM141 110H143V109H141ZM174 110H172V111L169 110V111H171V114H172V112ZM128 112L129 111H127V113ZM175 112H176V110H175ZM96 113H97V111H96ZM190 113H192L193 116L192 115L190 116ZM169 114L170 113L168 112V116L172 117ZM129 116H131V115H129ZM159 116H160V118H159ZM188 116H186V117H188ZM126 117H128V116H126ZM166 119L164 121H166ZM162 121L163 120H161V122ZM89 122L91 124V120ZM89 122L87 123V125H89ZM122 124H123V122H122ZM162 124L163 123L159 124L158 126H160ZM92 125H94V123ZM175 125L176 126L179 125L180 129L178 127H176ZM150 126H152V128ZM156 126H155V128H156ZM173 126H170V127L172 128ZM163 127H164V125H163ZM160 128H162V126ZM158 130L159 129L157 127L156 131H158ZM183 130H185V129H183ZM196 131H197V133H194ZM127 132H128V130H127ZM186 132H188V131H186ZM159 133H160V131L157 133V136H158ZM188 133H191V132H188ZM149 134H150V132H149ZM162 134L164 135V133H162ZM162 134H161V136H162ZM152 135L155 136L156 134L153 133ZM182 135H180V136H182ZM186 135H188V134H186ZM131 136H132V134H130V137ZM145 137H143V138L145 139ZM168 137H170V136L168 135ZM197 137H200V136H197ZM206 138H205V140H207ZM146 139H147V137H146ZM198 139H200V138H198ZM155 140L156 139H154V141ZM186 140H188V139H186ZM200 140H202V139H200ZM205 140H203L204 142L202 141V143L207 145V142L205 143ZM143 142H144V140H143ZM157 142L159 143V141H157ZM244 142H243V144H244ZM131 143L132 142L130 141V143L128 145H130ZM154 143H151V144H154ZM158 143H156V144L158 145ZM198 143H200V142H198ZM120 144L121 143H119L118 144L119 146L117 145V147H122L121 146L122 144L121 145ZM141 144H144V143H141ZM148 144L150 145V143H148ZM148 144H147V147H148ZM156 144H154V146ZM109 145H111V144H109ZM131 145L133 146V144H131ZM109 147L111 148L112 146H109ZM141 147H143V146H141ZM184 147L188 148V146H184ZM130 148H133V147H130ZM158 148H160V147H158ZM189 148H193V147H189ZM189 148H188L187 155L189 154V151H190ZM113 149H112V151L110 149V151L113 152ZM122 149L125 150V146ZM180 149L181 148H179L178 150H180ZM262 149H263V151H261ZM105 150L107 151V148L104 149V152H105ZM115 150H117L116 143H115L114 151ZM150 150L148 148V151H150ZM170 150L171 149H169V151ZM244 150H243V153H244ZM121 151H123V150H121ZM121 151H120V153H122ZM144 151H145V149H144ZM159 151H160V149H159ZM161 151L162 152L164 151V154L168 153V152H165V150H162V147H161ZM253 151H254V153H253ZM111 152H107V153H111ZM139 152L141 153V151H139ZM162 152H159L158 154H160L161 157H164L165 155L163 156ZM173 152H175V151L173 150ZM130 153L131 152L129 151V154ZM136 153H137V151H136ZM170 153H172V152L170 151ZM170 153H169V155L166 154L168 158L165 156L162 159L160 157V159L162 161H163V159L164 160H169V157L171 155ZM183 153H185V157H186L187 156L186 152H183ZM127 154H128V151H127ZM133 154H134V152H133ZM178 154H179V157H180L179 151H178ZM178 154H175V153L172 154V155H176V157H177V158L174 157L175 158L174 160L178 159ZM257 154H260V153H257ZM257 154H256V156H257ZM105 155H107V154H105ZM111 155H112V153H111ZM103 156H104V154H103ZM121 156H123V155L121 154ZM146 156H148V155H146ZM182 156H183V154L181 155V157ZM256 156H252V157L256 158ZM113 157H112V159L115 160L116 158H113ZM129 157L127 159H129ZM259 157L261 158V156H259ZM262 157L264 159V156H262ZM106 158L108 159L110 157H106ZM106 158L102 159V164H103L104 159H106ZM125 158L126 157H124V159ZM133 158H134V156H133ZM136 158H137V156H136ZM141 158L144 159V156L141 157ZM187 158L188 157H186L185 160H189ZM189 158H191V157H189ZM195 158H197V157H195ZM195 158L193 157L190 161H192L194 163V161L198 160V159L194 160ZM260 158H258L259 160L256 158L257 161L255 159H252V160H255L256 163L258 162L257 165L258 164H259V166L261 165L260 167L258 166L259 171H261L260 168L264 167V165H263L264 160H262ZM120 159H121V161L120 160L119 161L121 162V164H124L125 163V161H123L124 159L123 158H120ZM170 159H172V161H173V157H171ZM182 159H184V156L182 158H180V160H179L180 166H182L181 165V160ZM260 160L263 161V162H261ZM108 161L111 162V160H108ZM157 161H159V159ZM176 161L178 162V160H176ZM176 161H173V163L176 162ZM259 161L261 162V164H260ZM100 162L101 161L99 160V163L97 165H99ZM109 162H106V163H108V166H110ZM128 162H130V159H129ZM163 162H162V166L164 167L166 165L165 164L166 161L164 162L165 165H163ZM171 162H170V164H172ZM183 162H185V161H183ZM111 163L113 164V162H111ZM114 163L116 165H118L117 162L114 161ZM136 163H137V160H136ZM166 163H167L166 167H168L169 163L168 162H166ZM227 163H226V165H228V166H226L227 169L225 171L222 170L223 173L220 172L221 175L218 177V175H219L218 174L217 175L218 178L216 179L214 177L213 179L214 180L216 179V180L212 181L214 185L212 184L213 187L211 188V191L212 190L216 191L219 195L224 193L225 191L229 192V190H230V188L232 186H234V185L236 186V184H238L236 181L239 178L243 179L242 183H245L247 181H249V183H250V180L253 179L251 177H254L255 175L257 176V174H258V177H259L261 175V173L263 174L262 171H261V173L256 172V170H257L256 169L255 172L251 171L255 175L252 176L251 174H249L251 177L250 176L248 177V175H246V174H248L249 172L248 173H246V172L248 171L249 166H245V165H242V164H240V165L239 164L238 165H232L231 162H230V165H229V162H227ZM256 163H254V164H256ZM234 164H235V162H234ZM254 164H252V165H254ZM156 165H157V163H156ZM172 165H174V166L176 165L175 166L176 168L178 166V170H179V168H181L178 163L177 164L174 163ZM55 166H56V164H55ZM106 166H107V164H106ZM131 166H133V165H131ZM134 166H136V165H134ZM158 166L159 167L161 166L160 162H158V165L154 166V167L157 168ZM112 167H113V165H112ZM125 167L128 168V169L130 168L127 165ZM166 167H164V168H166ZM247 167H248V169H247ZM254 167H255V165H254ZM119 168L121 169V167H119ZM135 168H137V166ZM140 168H141V166H139L138 169H140ZM176 168H172L173 172H175L177 170ZM106 169H110V170L108 172L106 170V174L107 175L104 174L106 183L103 184V186L100 187V189H99L102 192H103V190H105L109 186L112 187V185H113V187H114V182H115V184L117 182L116 178L121 174V172L123 170L122 169L120 174L118 175L117 174L118 172L116 173V171H118V170H115L113 168V170H115V172H112L113 170H111L110 167L106 168ZM150 169L153 170V168H150ZM167 169L168 168L164 169L165 171L160 169V171L164 172V173L171 172V169H170V171L166 172ZM223 169H224V167H223ZM251 169L253 170V168H251ZM158 170L159 169H157V172H158ZM132 171L133 170L131 169L130 170L131 174L134 172V171L133 172ZM135 171H137V169ZM160 171L158 173H160V175H162L163 173L161 174ZM124 172H128V171H124ZM154 172L157 173L156 171H154ZM154 172H153V174H154ZM175 173H178V171H176ZM122 174L125 175V173H122ZM128 174H129V172H128ZM163 175H165V174H163ZM130 177H131V175L129 176V178ZM246 177H247V179L249 178L250 180L249 179L247 180ZM258 177L255 178L257 183H259L258 180H260V178H261V177H259V179H258ZM236 178H238V179L234 180ZM263 178H264V176H262L261 179H263ZM102 179H104V178H102ZM119 179H121V178L119 177ZM255 179L251 180V182H253L254 184H256L255 183ZM126 181L127 180H125V182L123 184H125ZM209 181L211 182L210 179H209ZM209 181L207 182L208 184H209ZM230 181H231V183L233 181V183H232L233 185L232 186H230V184H229ZM263 181L261 182V180H260L261 183H263ZM101 182H102V180H101ZM122 182H123V180H122ZM173 182H175V181H172V183ZM238 182H239V184L237 186H240L241 185L240 184V182H241L240 179H239ZM98 183H99V181H98ZM261 183H259V184L261 185ZM118 185H120V184H118ZM258 185L257 184H256V186L254 185L255 188L256 187L259 188L260 185L259 186ZM143 186H145V185H143ZM227 186H230V188H228ZM235 186L231 188L232 191H234L233 188L235 190L240 188V187H236L235 188ZM242 186H243V184H242ZM262 186H264V184H262ZM226 189H228V190H226ZM245 189H246V187H245ZM137 190L139 191L140 188H138ZM261 190L264 192V187ZM208 191H209V189H208ZM95 192H96V190L94 191V193ZM226 192L224 194H226ZM238 192H240V190H238ZM259 192H261V191H259ZM97 193H99V192H97ZM113 193H115V192H113ZM256 193L257 192H255V194ZM224 194H223L222 197H220V201H221V198L224 197ZM257 194L259 195L261 193H257ZM257 194H256V196H257ZM210 195L212 196V194H210ZM261 195H262V198H263L264 195L263 194H261ZM92 196H93V193H92ZM227 196H228V193H227ZM256 196L254 198L255 202H253V204L256 203L257 201H260L259 198L261 196L259 195L260 196V197L258 196L259 198H257ZM192 198H193V196H192ZM256 198H257V201H256ZM208 199L210 201V197ZM188 200H190V199H187V201ZM252 200H253V198H252ZM211 201H210V203H211ZM89 202H90V200H89ZM185 203H186L185 206L187 204H189L188 202H185ZM218 203H220V202H218ZM95 204L96 203L94 202L93 205H95ZM112 204H114V203H112ZM182 204H183V202H182ZM182 204H181V206H182ZM212 204H214V203H212ZM215 204H217V203L215 202ZM260 204H262V203H260ZM89 205H90V203H89ZM96 205H98V204H96ZM208 205H211V204H208ZM244 205H242V206H244ZM254 205L256 207V204H254ZM262 205H263V208H264V204H262ZM95 206H92L93 209H94ZM155 206H158V205H155ZM185 206H182V208L185 207ZM215 206H217V205H215ZM257 206H261V205L258 204ZM92 207H91V209H92ZM219 207L220 206H218V208ZM110 208H112V207L110 206ZM210 208H211V206H210ZM224 208H228L227 205ZM95 209H98V207L95 208ZM151 209H152V207H151ZM155 209H157V210H155ZM155 209L154 208L152 210L149 209V212L151 211V213H152V211L155 210L153 212L154 214H151L149 212H145L143 215L148 214L149 217H151L153 215V217L156 218L157 215L160 214V213H158L159 212L158 211L159 207H157V208L155 207ZM221 209H223V208H221ZM233 209L234 208H232V211H233ZM103 210H105V209L103 208ZM160 210H161V208H160ZM206 210H207V208H206ZM216 210L218 211V209H216ZM224 210H226V209H224ZM108 211H110V210H108ZM209 211H210V209H209ZM219 211H220V209H219ZM95 212H96V210H95ZM102 212L103 211H101L100 213H102ZM110 212H112V211H110ZM155 212L158 213V214L155 215ZM160 212H162V210ZM100 213L98 212V215ZM105 213H107V211ZM261 213H263V212H261ZM87 214H89V212H87ZM220 214H221V212H220ZM201 215H202V212H201ZM222 215L224 216V213ZM236 215H238V214H236ZM148 216L145 215V216L141 217V219H143L144 217H148ZM257 216H259V214ZM85 217L86 216L84 215V218ZM153 217H152V219L151 218L150 219L154 220ZM159 217H160V215L158 216L157 219L161 220L162 218L161 217L159 218ZM197 217H198V215H197ZM204 217H205V215H204ZM225 218H226V216H225ZM243 218H245V217H243ZM76 219H77V217H76ZM157 219L155 221L160 222V220L158 221ZM199 219H201V218H199ZM209 219H211V218H209ZM209 219H208V221H209ZM237 219H239V218H237ZM249 219H251V218L249 217ZM249 219H247V222L245 220L246 224L248 223ZM254 219H256V218H253V220L251 219L249 221L250 227H248V226L247 227L249 228V230L251 229L252 232L255 231V229L253 230V228H256L257 230L259 228V232H260V229L263 230L264 223H262V222L264 220H262V222H259L258 221L259 219L258 220L257 219L254 220ZM72 220H73V218H72ZM80 220H83V219H80ZM80 220H78V222ZM202 220H205V218L202 219ZM73 221L75 222V220H73ZM145 221H143V222H145ZM162 221H163V219H162ZM200 221L201 220H199V222ZM205 221H207V220H205ZM219 221H220V219H219ZM104 222H105V220H104ZM157 222H156V226H159L161 223H159V225H158ZM202 222H204V221H202ZM212 222H213V220H212ZM228 222L229 221H227V223ZM231 222H232V218H231ZM233 222L235 223L236 220L233 221ZM233 222L231 224L228 223L230 225H228L227 227L228 228L231 227L234 224ZM237 222H238V220H237ZM242 222H244V221L240 220L239 223H242ZM245 222L242 223V225L244 224L245 225L244 228H247ZM147 223H148V221H147ZM150 223H152V222L150 221ZM196 223H197V221H196ZM239 223L238 224L236 223V224L239 225ZM65 224H66V222H65ZM74 224H72V222H71L72 227L75 226L76 228H74V230L77 231V227L78 226H76ZM153 224H155V222ZM202 224L201 225L199 224V225L203 226L204 224L203 225ZM61 226H60V228H61ZM68 227L71 228L72 231H73V228L70 225H68ZM233 227L229 228V229L233 230ZM235 227H236V225H235ZM251 227H253V228H251ZM96 228H97V226H96ZM213 228H215V227H213ZM248 228L246 230H248ZM71 229H69V231ZM191 229H192V227H191ZM225 229L228 231V233H230L229 231H231V230H228L227 228H225ZM201 230H202V228H201ZM201 230H199V231H201ZM208 230H209V228H208ZM235 230H237L239 232V234L231 232L229 235H232V233L234 235H232L230 237L231 240L228 241L227 245L225 244L226 248L224 249V250L228 249L229 252L233 251L232 252L233 254L229 253L227 251L229 253V254L227 253L229 255V257H228L229 258V262L226 261V260L225 261L228 262L229 264H237V260H238L239 257H240V259L242 257H245V256L249 258V255L248 254L246 255L244 250L246 249V245H251L252 246V244H250V242L251 243L253 242L252 240L247 242L246 238L244 237V236H248L246 234H250V233H247V232H251V231L245 232V230L243 228L242 229L240 228V230H243L244 233H245V234L243 233V236H242V234H241L242 232H240L239 228L237 229V227H236ZM61 232H62V230H61ZM185 233H186V231H185ZM190 233H191V231H190ZM204 233H205V231H204ZM200 234H202V233H200ZM255 234H257V232H255ZM221 235H222V232H221ZM182 236H184V235H182ZM213 236H215V233H214ZM178 237H180V236H178ZM208 237H210V235ZM197 238L195 240H197ZM254 238H255V236H254ZM254 238H253V240H254ZM258 238H259V240H261L260 237H258ZM135 239H139V238L135 237ZM184 239H185V237H184ZM218 239L220 240V237ZM57 240L59 241V239H57ZM138 241H140V240H138ZM257 242H255V244ZM263 242H264V240H263ZM56 244H58L56 246H60L61 245V244L59 245V243H56ZM253 244H254V242H253ZM124 245H125V243H124ZM126 245L129 246V244H126ZM240 245L241 246L244 245V246L241 247V249H239L241 251H238V248H240ZM49 246L50 245H48V247ZM56 246H55V248H56ZM130 246L129 247L123 246V247L125 249H127V248L131 249ZM211 246H213V245H211ZM263 246H264V243L262 244V247ZM121 247H122V245H121ZM258 248L260 250L261 247L257 246V251H258ZM57 249H58V247L56 248V250ZM122 249H121L122 253L119 251L120 249H118L117 252L118 253L120 252L121 254L125 255V253H123ZM134 249H136V248H134ZM51 250H52V248H51ZM62 250H64V248ZM66 250H65L66 252L63 251V253L66 254L70 249H66ZM141 250L144 251L143 249H141ZM149 250H152V248L148 249L147 253L149 252ZM156 250H159V249H156ZM262 250H264V248ZM124 251H126V250H124ZM128 251H129L128 253L130 254L131 251L130 250H128ZM142 251H141V253L139 251L140 254L139 253L138 254L139 255L143 254ZM160 251H159V253H160ZM221 251H222V249H220L219 254H222ZM59 252H61V251H59ZM136 252H138V251H136ZM153 252H154V250H153ZM153 252L151 253L152 255L154 254ZM132 253H134V252H131V254ZM216 253H218V252H216ZM57 254H59V253L56 252L55 256ZM68 254H70V251L67 253V255ZM121 254L120 255L117 254V256H114V255L113 256H114V258H117L118 256H121ZM135 254L137 255V253H135ZM144 254H146V250H145ZM157 254L158 253H156V256H157ZM227 254L225 253L224 255L226 256ZM102 255H100V256H102ZM126 255L128 256L127 253H126ZM143 255L141 257H143ZM152 255H149V257L152 256ZM257 255H259L258 257H256L257 259L258 258H262L264 256V255L260 256L261 253L260 254L257 253ZM60 256L63 259V256L65 257L66 255H64V254L61 255V253H60ZM60 256H57V257H60ZM113 256H110L112 258V260H113ZM146 256H147V254H146ZM73 257H74V255H73ZM86 257L87 256L84 255L83 259L86 258ZM103 257H106V256H103ZM110 257L108 258L109 260H110ZM144 257H143V259H144ZM236 257H237V260H236ZM87 258L90 259L91 257L90 258L87 257ZM98 258L101 259L102 257H98ZM125 258H127V257H125ZM154 258H155V256H154ZM228 258H227V260H228ZM254 258H252V259H254ZM54 259H56V258H54ZM72 259L70 260V262L74 260V259L73 260ZM143 259H141V260H143ZM151 259H153V258L151 257ZM262 259L264 260V258H262ZM262 259H260L262 262L259 261L258 263L257 262L256 263L257 264H259L260 262L264 263ZM109 260H108V262H106V263L103 262V263L104 264H109V262H110ZM117 260L119 261V259H115L113 261L117 262ZM133 260H135V259H133ZM139 260H140V258H139ZM241 260H243V259H241ZM246 260H248V259H246ZM55 261H56V263L60 262V261H57V259ZM83 261L85 263V260H83ZM88 261L90 262V260H88ZM97 261L100 263V260L97 259ZM106 261H107V259H106ZM132 261L129 260L128 262L132 263ZM143 261H146V260H143ZM158 261H160V263L162 262V264H163V261H161L160 259ZM77 262L78 261H76V263ZM136 262H138V261L136 260ZM167 262H169V261H166L165 264H168ZM103 263H100V264H103ZM117 263H115V264H117ZM148 263L151 264L152 262H148ZM156 263H154V264H156ZM169 263H171V262H169ZM71 264H73V262ZM78 264H80V263H78ZM118 264H121V263L119 262ZM122 264H125V263H122Z\"/></svg>",
    "mask_w": 264,
    "mask_h": 264
}]
</instances>
